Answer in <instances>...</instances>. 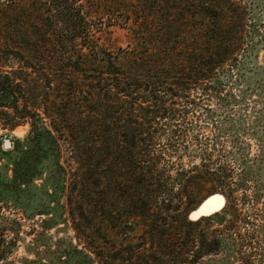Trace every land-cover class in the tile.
Wrapping results in <instances>:
<instances>
[{
	"label": "trees",
	"instance_id": "16d2710c",
	"mask_svg": "<svg viewBox=\"0 0 264 264\" xmlns=\"http://www.w3.org/2000/svg\"><path fill=\"white\" fill-rule=\"evenodd\" d=\"M251 9L246 0H0V209L52 158L55 207L37 212L57 210L40 223L74 232L58 247L67 262L203 264L226 248L250 264L260 215L237 203L245 183L212 151H189L181 122L244 47L259 22ZM116 26L125 46L107 44ZM21 125L28 133L11 136ZM187 154L201 161L187 164ZM215 192L224 206L190 218ZM22 225L0 214V264Z\"/></svg>",
	"mask_w": 264,
	"mask_h": 264
},
{
	"label": "rangeland",
	"instance_id": "374dc122",
	"mask_svg": "<svg viewBox=\"0 0 264 264\" xmlns=\"http://www.w3.org/2000/svg\"><path fill=\"white\" fill-rule=\"evenodd\" d=\"M246 1L252 7L254 19L259 22L249 32L237 58L232 56L231 64L217 73L215 81L218 87L209 90L210 96L206 100L198 102L195 108L190 107L185 113L189 122H181V128L186 134L182 144H186L189 151L196 149L202 155L212 151L217 162L234 168L233 177L236 181L245 183L235 192L237 203L244 212L249 213L253 209L260 215L255 221L260 226L259 239L254 243L257 255L253 256L250 264H264V0ZM111 30L107 44L113 47L125 46L127 31L118 26L111 27ZM28 130L29 125H21L11 131L10 135L23 138ZM3 132L0 129V134ZM183 160L190 164L192 161L199 163L201 158L187 154ZM53 163L52 158L45 159L44 172L39 173L40 176L26 178L20 187L15 186L16 191L22 192V195L14 196V201L8 200L2 204L0 214L19 218L23 225L15 251L1 264H26V260L31 259L40 260L43 264H74L67 262L65 256H58V247L66 245L74 232L60 220L50 229L40 223L48 216L58 217L57 210L50 215L37 212L49 206L55 207L54 202L50 204L49 201L52 199L53 186L57 183L55 171H50ZM9 174L12 176L13 171L9 170ZM217 193L222 195L219 192L213 194ZM255 195L259 196L257 204L252 202ZM32 210L35 213L31 216ZM214 226L221 227L216 224ZM223 241L228 243V247L229 240ZM225 249L205 255L203 264H245L244 259L236 258ZM249 251L245 249L244 258H248Z\"/></svg>",
	"mask_w": 264,
	"mask_h": 264
},
{
	"label": "water",
	"instance_id": "95a60500",
	"mask_svg": "<svg viewBox=\"0 0 264 264\" xmlns=\"http://www.w3.org/2000/svg\"><path fill=\"white\" fill-rule=\"evenodd\" d=\"M4 148L8 149V148H11L13 146V143H12V140H11V137L10 136H6L4 138V144H3ZM218 194V193H217ZM213 195H216V194H212L211 196L205 198L195 209H193L190 213V217L193 218V219H197L199 218L200 216H203V215H209V214H206L205 212L202 211V208L204 206V204L206 203V201L211 198ZM224 206V204L221 206V208ZM220 208V209H221ZM218 209V210H220ZM218 210H215L213 211L212 213L218 211ZM210 213V214H212Z\"/></svg>",
	"mask_w": 264,
	"mask_h": 264
},
{
	"label": "bare ground",
	"instance_id": "6f19581e",
	"mask_svg": "<svg viewBox=\"0 0 264 264\" xmlns=\"http://www.w3.org/2000/svg\"><path fill=\"white\" fill-rule=\"evenodd\" d=\"M223 204H224V197L220 194H216L206 201V203L202 208V211L207 214L214 210H218L219 208H221Z\"/></svg>",
	"mask_w": 264,
	"mask_h": 264
}]
</instances>
